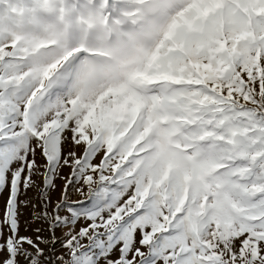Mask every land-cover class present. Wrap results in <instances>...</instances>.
<instances>
[{
    "label": "snow or ice",
    "instance_id": "obj_1",
    "mask_svg": "<svg viewBox=\"0 0 264 264\" xmlns=\"http://www.w3.org/2000/svg\"><path fill=\"white\" fill-rule=\"evenodd\" d=\"M4 193L0 264H264V0H0Z\"/></svg>",
    "mask_w": 264,
    "mask_h": 264
},
{
    "label": "rangeland",
    "instance_id": "obj_2",
    "mask_svg": "<svg viewBox=\"0 0 264 264\" xmlns=\"http://www.w3.org/2000/svg\"><path fill=\"white\" fill-rule=\"evenodd\" d=\"M29 197L34 198V194L33 193H29ZM24 199V197H23ZM23 212V216L21 217L22 221L25 219H30L29 216L31 215L32 209L31 207H28L27 209H22ZM23 226V225H22Z\"/></svg>",
    "mask_w": 264,
    "mask_h": 264
},
{
    "label": "crops",
    "instance_id": "obj_3",
    "mask_svg": "<svg viewBox=\"0 0 264 264\" xmlns=\"http://www.w3.org/2000/svg\"><path fill=\"white\" fill-rule=\"evenodd\" d=\"M7 198V193H4L2 197H0V209L3 208V204H4V200ZM21 199H23V197H21ZM31 207V206H29ZM31 217V215L29 216V218Z\"/></svg>",
    "mask_w": 264,
    "mask_h": 264
}]
</instances>
